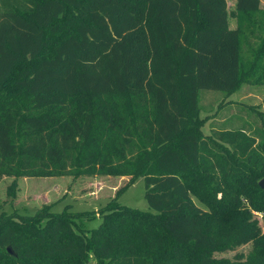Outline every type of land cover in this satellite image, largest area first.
I'll return each mask as SVG.
<instances>
[{
    "label": "trees",
    "instance_id": "1",
    "mask_svg": "<svg viewBox=\"0 0 264 264\" xmlns=\"http://www.w3.org/2000/svg\"><path fill=\"white\" fill-rule=\"evenodd\" d=\"M245 34L263 57L259 0H0V176L142 177L149 208L0 210V264H264V119L211 135L198 117L200 89L254 75Z\"/></svg>",
    "mask_w": 264,
    "mask_h": 264
},
{
    "label": "rangeland",
    "instance_id": "2",
    "mask_svg": "<svg viewBox=\"0 0 264 264\" xmlns=\"http://www.w3.org/2000/svg\"><path fill=\"white\" fill-rule=\"evenodd\" d=\"M234 0H226L227 11L233 9ZM259 7L264 8V0H259ZM228 28L235 27L234 17L228 16ZM260 36L254 38L245 34L240 40V64L245 69L248 64L258 63L255 73L240 87L225 94L220 90H199L198 117L203 119L201 131L214 134L221 130L240 129L244 133L254 134L261 127L264 119V80L252 83L264 64V55L257 52ZM260 65V66H259ZM256 66V65H255ZM127 176H86L65 175L52 177L0 176V210L17 215H31L42 205H48L53 212L61 211L65 206L71 211H95L107 202L115 199L121 205L149 210L143 197L145 187L142 177L135 178L127 185ZM194 203L203 206L193 198ZM257 224L262 229V219L256 214ZM98 217L85 221L86 228L97 226ZM251 248L250 243L233 250L217 251L214 257L231 259L235 254L245 255ZM87 264H94L92 260Z\"/></svg>",
    "mask_w": 264,
    "mask_h": 264
},
{
    "label": "water",
    "instance_id": "3",
    "mask_svg": "<svg viewBox=\"0 0 264 264\" xmlns=\"http://www.w3.org/2000/svg\"><path fill=\"white\" fill-rule=\"evenodd\" d=\"M259 188H261L264 191V180L263 179H259L257 182ZM6 251H8L9 253H12L9 249V247H6Z\"/></svg>",
    "mask_w": 264,
    "mask_h": 264
}]
</instances>
